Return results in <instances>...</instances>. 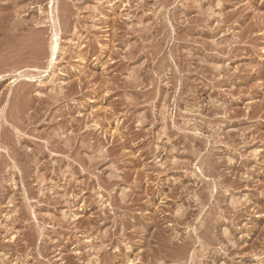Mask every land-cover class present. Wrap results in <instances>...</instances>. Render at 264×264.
Returning a JSON list of instances; mask_svg holds the SVG:
<instances>
[{"label": "rangeland", "instance_id": "obj_1", "mask_svg": "<svg viewBox=\"0 0 264 264\" xmlns=\"http://www.w3.org/2000/svg\"><path fill=\"white\" fill-rule=\"evenodd\" d=\"M0 264H264V0H0Z\"/></svg>", "mask_w": 264, "mask_h": 264}, {"label": "bare ground", "instance_id": "obj_2", "mask_svg": "<svg viewBox=\"0 0 264 264\" xmlns=\"http://www.w3.org/2000/svg\"><path fill=\"white\" fill-rule=\"evenodd\" d=\"M57 50H58V44H57V42L55 43V45H54V47H53V56H55L56 55V53H57ZM25 76V75H24Z\"/></svg>", "mask_w": 264, "mask_h": 264}]
</instances>
